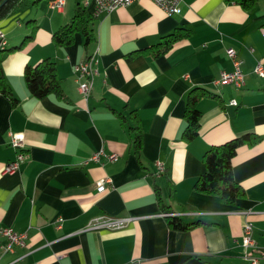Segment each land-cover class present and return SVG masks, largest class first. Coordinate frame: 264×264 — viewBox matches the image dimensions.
Segmentation results:
<instances>
[{
  "label": "crops",
  "instance_id": "1",
  "mask_svg": "<svg viewBox=\"0 0 264 264\" xmlns=\"http://www.w3.org/2000/svg\"><path fill=\"white\" fill-rule=\"evenodd\" d=\"M79 1L95 15L96 39L88 50L97 51L99 73L87 99L74 71L87 51L82 35L66 45L51 40L76 0H64L59 9L43 0L0 18L3 49L37 24L31 40L3 52L5 80L18 102L12 106L0 95V227L26 231L27 237L23 246L3 251L0 234V264H243L246 220L253 225V253L264 264V76L253 71L256 61L264 65V0L249 8L227 0H181L172 14L153 0L99 13L96 0ZM178 28L187 34L154 55L150 46ZM44 57L56 63L62 98H35L25 84L24 66ZM234 59L240 60L243 84L215 82L221 71L233 69ZM193 87L208 93L197 101L199 133L186 141L181 132ZM112 108L127 121L132 111L139 118L138 155L126 121ZM9 131L24 135L26 159L14 171L3 170L16 153ZM248 131L258 140L240 144L232 157L244 195L227 203L196 189L206 148ZM100 149L117 159L84 162ZM157 161L164 164L160 173ZM105 176L111 182L98 191ZM101 214L131 218L117 228H85ZM168 214L201 221L177 229Z\"/></svg>",
  "mask_w": 264,
  "mask_h": 264
},
{
  "label": "trees",
  "instance_id": "2",
  "mask_svg": "<svg viewBox=\"0 0 264 264\" xmlns=\"http://www.w3.org/2000/svg\"><path fill=\"white\" fill-rule=\"evenodd\" d=\"M43 0H0V18L19 11L27 6H36ZM50 1V0H49ZM238 3L244 8L254 5L257 0H227ZM95 15L76 0V5L72 16L67 22L57 27L51 33V40L54 45H66L73 42L77 33L83 37L84 48L87 49L85 55H89V46L95 41L96 36L93 28ZM28 22H35L34 18ZM37 24H33L31 30L26 33L21 41L17 44L10 45L6 49L0 48V95L5 96L12 106L16 105L18 98L13 94L9 84L5 80L2 60L5 50L13 51L20 49L27 41L34 36ZM187 34L186 29L178 28L161 37V39L150 46L154 55H159L167 51L173 42ZM1 43L4 44V33L1 37ZM23 78L25 84L35 98H41L49 93H54L58 97H64L60 79L57 74L56 63L50 57H44L36 64H26L23 68ZM208 93L201 87L191 88L186 96L184 109L185 126L181 132L183 140H191L199 133V119L201 110L197 106L198 98L201 94ZM122 121H126L128 129L131 132V145L133 151L138 155L142 145V129L140 120L135 111L131 112V120L125 118L121 111L112 108ZM258 140V135L248 131L235 135L223 142L209 145L201 155L204 170L194 180V187L199 190L218 194L224 202L233 203L235 200L244 195L241 184L234 178L232 169V157L240 144H253ZM162 201V200H161ZM163 207L168 208L164 203ZM168 224L177 229H185L201 220H184L178 215H166Z\"/></svg>",
  "mask_w": 264,
  "mask_h": 264
},
{
  "label": "built area",
  "instance_id": "3",
  "mask_svg": "<svg viewBox=\"0 0 264 264\" xmlns=\"http://www.w3.org/2000/svg\"><path fill=\"white\" fill-rule=\"evenodd\" d=\"M132 0H96L94 13H99L102 10L109 11L116 7L117 5L127 4ZM157 3L166 13L172 14L180 11L181 0H153ZM50 5L55 8H61L64 0H50ZM264 33V28H261ZM3 36V32L0 30V37ZM227 53L232 57L235 55L233 49L230 47ZM97 51L93 49L89 55H84L79 61L74 64V71L76 74V79L78 81V88L84 99H87L91 87L93 84V79L96 74L99 73L98 70V59ZM253 71L258 75L264 76V65L261 61H256L253 66ZM217 83H233L236 86H241L244 82V72L240 66V60H233L232 70H223L220 75L215 80ZM230 103L236 104L237 100L232 98ZM9 143L16 149L15 157L5 163L4 171H14L19 165L26 159V154L24 151V135L22 132L9 131ZM101 157L104 160L113 161L117 159V154L115 152L106 153L103 149L95 151L88 160L101 161ZM164 170V164L157 161V172L160 173ZM110 178L105 176L98 179L96 186L98 191H103L106 189L107 184L110 183ZM131 217L127 216H110L106 214H101L94 216L89 219L85 228H117L123 226ZM0 234L5 237L4 243L1 244L3 251H12L15 246H23L25 244V239L27 237L26 231H16L9 226H1ZM241 245L243 247V264H261L259 255L253 253V249L257 247L256 241L253 237V225L252 222L246 220L242 228V239ZM1 255V254H0Z\"/></svg>",
  "mask_w": 264,
  "mask_h": 264
},
{
  "label": "bare ground",
  "instance_id": "4",
  "mask_svg": "<svg viewBox=\"0 0 264 264\" xmlns=\"http://www.w3.org/2000/svg\"><path fill=\"white\" fill-rule=\"evenodd\" d=\"M97 75V74H96Z\"/></svg>",
  "mask_w": 264,
  "mask_h": 264
}]
</instances>
